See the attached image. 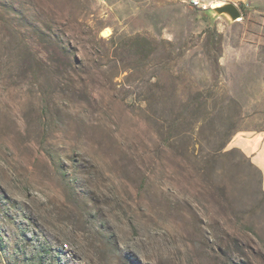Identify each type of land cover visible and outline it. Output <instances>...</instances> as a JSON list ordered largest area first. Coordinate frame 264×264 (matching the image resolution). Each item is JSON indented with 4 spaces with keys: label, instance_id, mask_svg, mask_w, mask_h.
I'll use <instances>...</instances> for the list:
<instances>
[{
    "label": "rangeland",
    "instance_id": "374dc122",
    "mask_svg": "<svg viewBox=\"0 0 264 264\" xmlns=\"http://www.w3.org/2000/svg\"><path fill=\"white\" fill-rule=\"evenodd\" d=\"M12 1L18 12L0 5V264H264L257 170L225 158L230 195L206 197L138 102L146 88L160 109L180 105L176 91L218 92L183 153L264 132V0H200L236 4L234 23L192 0ZM132 38L151 43L150 65L121 45ZM60 42L82 61L68 77L51 61Z\"/></svg>",
    "mask_w": 264,
    "mask_h": 264
},
{
    "label": "trees",
    "instance_id": "16d2710c",
    "mask_svg": "<svg viewBox=\"0 0 264 264\" xmlns=\"http://www.w3.org/2000/svg\"><path fill=\"white\" fill-rule=\"evenodd\" d=\"M15 4L16 2L12 0H0V5L3 6L4 11L8 7H11L14 11L18 12L19 9L14 7ZM39 31L41 34H44L42 30L39 29ZM121 45L129 48L130 51L139 56L141 60L139 64L142 68L151 64V61L149 60L150 53L148 52L150 51L151 43H149L146 39L132 38L129 39V41L127 40L126 42H122ZM53 49L55 55H59V58L54 55L51 58V61L53 65L57 67L59 75L63 77L70 76L69 71L74 68V64L82 63L81 60L71 54L69 48L64 42L57 43ZM159 92L164 93L165 91L160 89ZM166 93L167 92L164 93V98L167 99L170 95ZM217 94L218 92L214 89H195L192 90L186 98H184L183 95H178V92L176 91L172 94V96L175 95L180 99V105L169 107L168 109L157 108L154 101L156 93L152 88H146V90L142 91L138 96V102L141 104L139 106L141 117L144 121L155 125L157 136L164 140L167 147L174 153L175 159L173 161V165L175 168L180 172H184L186 176L188 175L191 177L198 175L201 177L205 196L214 200H218L220 198L226 199L227 196L230 195L225 182L224 159L227 157L232 158L239 154L257 170L262 181V172L239 148H232L225 151L231 141V137L233 136L232 134L229 135L228 132H225L226 138L217 148H210L206 151L202 150L199 155H195L194 151H189L188 148H185L184 153L183 151L181 152L182 148L179 142L185 138L188 133L192 134L196 128H199V130L204 129L203 121H207V117L211 114L209 100ZM135 102L136 100L134 101V104ZM230 104H234L232 99L228 101V104L224 106L222 105L220 108L222 114H224L231 106ZM231 119H233L232 116L226 117L225 121L221 124V129L226 130V124L233 121ZM197 125H200V127ZM215 131L220 132V126L219 130L215 129ZM206 140H210V137L208 136ZM206 143L209 145V142ZM187 164L191 167L189 166L190 168H188L186 166ZM249 229L255 231L254 226L250 225ZM0 246H2L1 238Z\"/></svg>",
    "mask_w": 264,
    "mask_h": 264
},
{
    "label": "crops",
    "instance_id": "0c3cea01",
    "mask_svg": "<svg viewBox=\"0 0 264 264\" xmlns=\"http://www.w3.org/2000/svg\"><path fill=\"white\" fill-rule=\"evenodd\" d=\"M241 21H244V18ZM230 146L241 149L262 172V188L264 189V132L237 133L232 138Z\"/></svg>",
    "mask_w": 264,
    "mask_h": 264
},
{
    "label": "water",
    "instance_id": "95a60500",
    "mask_svg": "<svg viewBox=\"0 0 264 264\" xmlns=\"http://www.w3.org/2000/svg\"><path fill=\"white\" fill-rule=\"evenodd\" d=\"M206 14L212 21L220 17H224L228 22L234 23L243 19L241 9L232 2L219 1L211 4Z\"/></svg>",
    "mask_w": 264,
    "mask_h": 264
},
{
    "label": "built area",
    "instance_id": "2783aa9c",
    "mask_svg": "<svg viewBox=\"0 0 264 264\" xmlns=\"http://www.w3.org/2000/svg\"><path fill=\"white\" fill-rule=\"evenodd\" d=\"M192 3H193L194 6L200 7L203 10H207L208 9V6L205 5V4H202V2L200 0H192Z\"/></svg>",
    "mask_w": 264,
    "mask_h": 264
},
{
    "label": "bare ground",
    "instance_id": "6f19581e",
    "mask_svg": "<svg viewBox=\"0 0 264 264\" xmlns=\"http://www.w3.org/2000/svg\"><path fill=\"white\" fill-rule=\"evenodd\" d=\"M104 34L109 36V35H110L109 30H106V31L104 32Z\"/></svg>",
    "mask_w": 264,
    "mask_h": 264
}]
</instances>
